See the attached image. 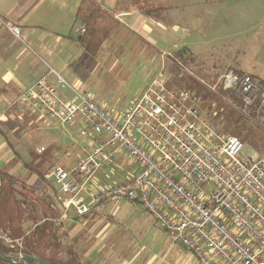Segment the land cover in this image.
I'll use <instances>...</instances> for the list:
<instances>
[{
  "label": "built area",
  "instance_id": "obj_1",
  "mask_svg": "<svg viewBox=\"0 0 264 264\" xmlns=\"http://www.w3.org/2000/svg\"><path fill=\"white\" fill-rule=\"evenodd\" d=\"M9 28L19 36L17 27ZM50 75L17 103L62 125L78 124L87 141L73 169L54 166L46 174L65 216L71 210L89 215L92 204L84 192L124 153L139 173L95 189L93 203L124 198L143 206L172 243L191 251L200 264H264V156L241 160L242 140L202 121L189 94L170 92L162 76L115 117L59 75L52 83ZM221 85L237 93L244 112L258 100L264 105V81L256 76L229 71ZM58 87L73 90L76 100L66 101ZM209 186L215 189L211 193Z\"/></svg>",
  "mask_w": 264,
  "mask_h": 264
},
{
  "label": "rangeland",
  "instance_id": "obj_2",
  "mask_svg": "<svg viewBox=\"0 0 264 264\" xmlns=\"http://www.w3.org/2000/svg\"><path fill=\"white\" fill-rule=\"evenodd\" d=\"M126 3L118 10L140 12L148 19L151 32L119 35L118 30L105 43L101 59L89 58L72 66L71 76L63 78L67 83H75L71 86L75 92L91 96L111 115L119 117L145 87L162 76L170 92L189 94L202 121L216 132L242 140L234 131L238 126L251 131L256 140L264 137V119L250 117L249 111L242 110L237 93L230 92L233 99L224 94L228 91L221 85L222 76L236 70L264 81V0H126ZM181 53L182 59L190 55L191 63L180 72L176 63ZM73 90L58 92L65 94L66 101H74L77 96ZM262 112L261 108L257 110V114ZM42 125L52 135L67 138L69 143L79 139L77 134L67 135L71 125H62L50 118H45ZM13 137L1 124L0 144L11 143ZM49 139L48 134H34L30 152L37 154L43 150L40 141ZM242 142L241 160L264 156L255 142ZM25 149L19 147L18 157L0 169L15 171L20 164L24 166L26 157H31ZM113 166L116 172L108 171L109 184L124 182L139 170L134 161L122 155ZM214 190L212 186L207 188L210 193ZM22 245V240L12 238L0 224V246L17 251Z\"/></svg>",
  "mask_w": 264,
  "mask_h": 264
},
{
  "label": "crops",
  "instance_id": "obj_3",
  "mask_svg": "<svg viewBox=\"0 0 264 264\" xmlns=\"http://www.w3.org/2000/svg\"><path fill=\"white\" fill-rule=\"evenodd\" d=\"M81 1L0 0V126L2 124L7 133L14 135L11 143L0 144V167L17 158L21 146L33 158L27 156L26 162L22 163L24 166L20 164L15 171H0L20 177L28 185L39 183V175H44L57 192L46 174L54 166L73 169L85 155L87 141L81 137L78 124L68 127L67 135L74 133L79 137L70 143L63 136L52 135L42 125L47 117L30 113L17 101L42 77L51 73L50 80L55 84L56 75L70 77V69L79 62L102 58L103 53L99 58L92 57L73 40L81 27L75 19ZM94 1L120 22L119 35L151 32L148 19L140 12L118 10L127 4L126 0ZM9 26L17 27L19 36ZM68 84L73 86L75 83ZM61 89L71 91L68 87H58L59 92ZM60 94L65 99V94ZM40 133L48 134L50 139L40 141L43 150L31 153L33 135ZM119 155L126 157L124 153ZM108 171L116 172L115 166L99 174L96 187L83 194L92 204L89 215L78 217L71 210L60 219L66 233L65 244L68 250L76 253L78 264H171L173 261L175 264H200L191 251L172 243L167 232L143 206L124 198L92 202L95 189L107 184L111 178ZM138 173L139 170L134 176Z\"/></svg>",
  "mask_w": 264,
  "mask_h": 264
},
{
  "label": "trees",
  "instance_id": "obj_4",
  "mask_svg": "<svg viewBox=\"0 0 264 264\" xmlns=\"http://www.w3.org/2000/svg\"><path fill=\"white\" fill-rule=\"evenodd\" d=\"M75 19L81 25L79 35L73 38L75 44L95 58L102 55L105 43L121 27L120 22L94 0H82ZM179 56L176 67L181 72L191 63V57L188 55L182 59V53ZM230 92L224 94L234 99ZM261 103L258 100L249 110L253 119L258 116L264 119V105L261 106ZM259 108L263 112L257 114ZM234 131L243 141L255 142L258 150L264 152V137L256 140L251 131L238 126ZM63 215L58 192L45 180L44 175H39V183L28 185L20 177L0 171V224L12 238L23 241L21 249L17 251L0 246V264H18L19 255L40 260L25 264H78L77 256L65 244L66 233L60 221ZM10 253L13 255L9 256Z\"/></svg>",
  "mask_w": 264,
  "mask_h": 264
},
{
  "label": "water",
  "instance_id": "obj_5",
  "mask_svg": "<svg viewBox=\"0 0 264 264\" xmlns=\"http://www.w3.org/2000/svg\"><path fill=\"white\" fill-rule=\"evenodd\" d=\"M0 259H1V255H0ZM29 261L40 262V260L35 257H22L20 260H18V264H25V263H28ZM12 262H15V261L12 260Z\"/></svg>",
  "mask_w": 264,
  "mask_h": 264
}]
</instances>
